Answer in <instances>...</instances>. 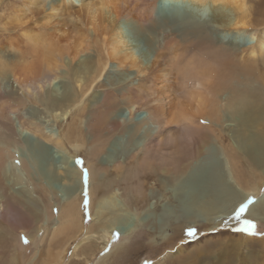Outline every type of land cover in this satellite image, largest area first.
Returning a JSON list of instances; mask_svg holds the SVG:
<instances>
[{
    "label": "bare ground",
    "instance_id": "6f19581e",
    "mask_svg": "<svg viewBox=\"0 0 264 264\" xmlns=\"http://www.w3.org/2000/svg\"><path fill=\"white\" fill-rule=\"evenodd\" d=\"M163 1L165 0L53 1L50 3L48 11L43 12V20L48 22L62 14L68 17L84 14L87 18V22L84 24L85 28H89L86 31L95 36L91 38L87 33L80 32V35L74 37L68 44L60 46V39L63 38L57 35L60 31L52 27L51 33L47 34L45 38L42 37L43 39L39 35H30L27 32V34H21L24 39L22 38V41L19 39L20 42H16L11 37L6 38L7 44L4 47L6 51L0 53L7 52L6 54L9 56L8 52H11L16 57L12 59V56L8 58L6 55L0 54V92L1 82L12 80L21 93L19 97L8 96L12 101H0V220L4 214L11 211L6 206L10 203L11 206L19 208L18 212L27 216V220L31 222L32 226L30 229L18 228V232L15 235L12 234L13 241L12 238H9L8 233L0 234V264L7 262L9 264L11 262L16 264H60L63 260L62 254L68 249L67 246L74 242L78 235L81 236L85 233L86 218L83 214L87 207L93 213L92 223L88 230L95 234L96 238L92 235L84 239L88 242L79 243L77 249L72 253L73 258L82 256L84 257L83 261L86 262L96 252L97 247L94 245L96 242L93 243V240H101L102 244H108L110 238L108 235H119L122 239L113 245L110 253L107 252L100 256V263L104 264L115 255L119 257L121 253L127 254L125 238L134 235L137 227L148 228V225L153 227L152 229L149 227L146 233L151 238L150 242H153L154 236L162 232L163 229L159 226V230H157L155 221L150 218L153 213L151 206L147 208L151 209L150 212L142 217H139L141 215L139 209L141 205L149 203L152 198L144 191L145 182L156 178L159 173L166 181L171 180L172 183H175L173 187L181 189L180 192L176 191L175 195L178 197H175L174 193L170 197L174 200V204H171L172 208L177 209L178 205H183L189 196L195 197L191 201L194 203L191 214L184 215L185 212L179 214L180 216H171L173 222L170 227H172L173 234L181 236L185 231L183 224H180L181 218L194 225L205 223L207 227H210L206 229L207 231L217 230L231 214L235 215L238 220L249 219L248 221L252 220L264 225V204L261 205V202L264 201V194L260 197L257 196L250 204L246 203V206H242V203L250 201L251 195L256 196L258 191L254 179H246L244 172L235 165L244 157L233 152L234 146H231V151L226 149L229 153L225 152L224 143L221 144L217 140L218 136L215 135V133L223 132L225 128L239 129L240 131L264 130V31L258 34L253 44L249 42L243 46L246 50H242L240 54L244 53V56L247 57L236 56V54H240L238 51L236 53V47L232 43L213 39L211 35L215 32H231L239 36L249 28H254L255 25L264 24V0H186L198 7H203V9L212 5V18L209 22H205L209 26L195 22L196 24L178 26L177 29H172V25L170 27L169 20L172 19H169L166 11L160 8ZM167 1L178 2L179 0ZM181 1L185 2V0ZM42 2L43 0L25 1L28 8H41L43 7ZM67 3H71L77 9L72 13V7ZM21 15H15L12 19L20 22L22 21ZM196 17L197 14L194 18L196 19ZM122 26L130 29L135 40L134 44L127 40L126 35L122 32ZM21 35L20 37H22ZM189 42L195 45L191 52L187 50ZM29 43L31 44L29 45ZM95 43H98L99 46H96ZM140 43L151 50L149 54L153 52L151 60H149L148 53L140 55L135 53ZM256 55L260 57L258 68H255L254 71H247L245 70L247 65L246 68L244 67L245 73H241L240 67H238L239 59H242L241 61L250 59L245 60L244 64L246 65L250 61H255ZM232 58L238 60L235 64L231 61L232 66L228 63L231 66L228 67L227 62ZM108 61L116 63L121 69L135 70L141 77L140 84L137 83L135 88L126 84L123 87L119 86V89L95 93V96L98 97L94 99V104L89 105L99 106L102 105V102L109 101L111 110L109 114H112L117 108L118 99H122L124 102L127 100L124 111L126 114L119 115V121L113 120L117 114L111 119L108 118L107 121L105 119V126H111L113 133L123 131L121 137L131 135L130 128H134V134L141 133L145 141L143 145L136 147V149H140L130 152L129 165L120 162L110 165L116 171L118 181L111 178L104 181L102 177L106 173L107 167L101 162L94 164V161L103 148L106 149V153L111 159L117 146L112 143L105 145L107 139L104 136L107 135L89 134L88 128L85 127L86 123L82 122L83 120L79 121L80 126L81 122L84 123L83 128L81 130L78 128L77 131H81L85 138L82 141L87 159V172L84 180L89 187L86 196L88 204L85 206V198L81 197L79 192L82 182L81 174L67 164L63 171L65 174L63 178L67 181L80 180L77 183L78 186L71 191H66L63 197L55 200L54 195L57 192L53 190L51 183L48 180L45 181L46 184L36 181L38 182L37 187H41L40 191H46L47 203L44 205L41 199L33 194L29 183L32 166L27 165L28 161L25 162L15 156L12 142L7 140L4 123L9 116L5 114V110L11 109V105L14 106V104L20 106L31 99H40V96H44V87H49L50 79H73L74 84L77 83L82 88L83 91L80 93L84 94L89 90L91 84L99 81ZM72 62H74L73 65ZM250 63L253 64V62ZM255 64L257 65L254 62L253 65ZM75 77L78 78L76 81ZM151 91L155 94V98L152 100L153 107L148 110L147 116L135 119L134 115L138 113L140 105H145L142 101L152 96ZM74 94L76 92L73 93V96ZM101 119L100 117L99 120L101 121ZM111 120L120 122V128L115 130ZM85 121L87 120L85 119ZM167 128L170 133L164 138L162 133ZM171 130L173 131L171 132ZM38 131L40 132V130ZM261 132L262 134L258 137L264 143V132ZM208 134L212 136L210 140L206 136ZM197 135L201 136L198 142H196ZM49 137L52 141H60L50 135ZM154 141L159 143L165 141V146L173 145L171 151L170 149L158 150L159 153L160 151L161 154L163 153L162 165L154 164L159 163L158 160L162 156L155 162L148 163L146 160V155L151 150L148 151V148ZM70 144H74L72 146L76 149L80 146L78 142H70ZM160 145L158 144L159 147ZM216 151L218 155H216ZM33 152L38 153L35 150ZM43 155V159L47 160L48 156ZM262 156L264 155L262 154ZM175 157H178V160H175ZM180 157L182 159H179ZM172 160L175 161L172 162ZM112 162L111 160L109 164ZM207 163L209 166L206 165ZM215 163H218L219 166L213 167ZM16 164L19 165V169L15 168ZM224 167L227 169L229 187L221 194L217 188L218 183L214 173L221 172L222 174ZM262 172L264 173V169ZM119 183L124 184L127 192L123 201L117 200L119 195L117 189L111 191V186ZM167 186L162 185L164 192L168 191ZM242 186L247 188H242ZM197 195H204L202 197L204 201L197 199ZM39 202L42 207L38 205ZM234 223L233 220L231 224ZM40 231L42 237L37 239ZM218 232L226 233V231ZM247 240L241 241L249 242ZM253 240H250L252 244ZM37 242H39L38 245ZM217 242L213 245L220 243V241ZM10 245L14 257L6 260L10 253ZM33 248H36V252L31 259L27 260L28 251ZM189 248V245H185L175 251V253L182 254L176 264H187L189 259H196L200 256V249L192 252L189 251ZM186 249L187 251H184ZM184 254L186 255L183 256ZM42 260L43 263H41ZM74 261L71 263L80 264V262Z\"/></svg>",
    "mask_w": 264,
    "mask_h": 264
},
{
    "label": "rangeland",
    "instance_id": "374dc122",
    "mask_svg": "<svg viewBox=\"0 0 264 264\" xmlns=\"http://www.w3.org/2000/svg\"><path fill=\"white\" fill-rule=\"evenodd\" d=\"M0 1H1L0 2V52L6 51L4 47L7 44L6 41L7 37H11L16 42L17 41L20 42L22 38L24 39V37L22 36L24 35L23 33L27 32L30 35H36V36L39 35V37L45 38L47 34L51 33L52 27L58 29L60 33L57 35L63 38L60 39L61 40L60 46H65L66 44H68L70 41H72L74 37L76 38L78 35H80V32L84 34L87 33L88 36H91V38L95 36L93 35V33L91 32L88 33V31H86L87 29L89 30V28L87 27L85 28L84 24H86L87 18L85 17L84 14L80 16L76 14L77 16L75 15L70 17L62 14L61 16L57 15V17H54V19L52 18L48 22L43 20V16H44L43 12L48 11L50 3L58 0H43L41 4L43 7L41 8L40 7L28 8V6H26L25 3V1L27 2L28 0H0ZM71 3L70 4L67 3V4L71 5ZM246 6H248V4H246ZM71 7L73 13L77 8L74 5H71ZM160 8L166 11V13L169 16L168 17L169 19L170 18L172 19V20L168 19L170 22V27L171 25L173 26L172 29L173 28L177 29L178 26L183 27L187 25H192L195 22L202 25H206L205 22H209L212 18V10H211L212 5L206 6L203 9V7L202 8L198 7L196 4L194 5L186 0L185 2H182L181 0H179L178 2H171L165 0L160 5ZM20 14H22L21 15L22 21L17 22L14 19H12L15 15H20ZM195 14H197L196 19L200 18L199 20H196L194 18ZM174 20L176 21L174 22ZM262 31H264V24L255 25L254 28L253 27L249 28L245 33L239 36L231 32L230 33L215 32L213 34L211 33V35L213 39H219V40H223L224 42L228 41V43H232V45L236 47V53L239 52L240 54L242 50H246V48L243 46L249 44V42L250 44L251 43L253 44L258 34ZM122 32L126 35L127 40L131 41L133 44L135 43V40L129 28H127L126 26H122ZM20 35L22 37H20ZM98 43L97 44L95 43V45L99 46ZM30 44L31 43H29V45ZM191 44L192 43L190 42L189 44H187L188 45L187 50L190 52L193 49L192 47L195 46ZM138 47L139 48L135 50V53L137 55H140L142 53H148L149 60H151V58L153 57V52H150L151 54L150 55L149 51L151 50L143 43H140ZM6 53L7 52H5V54L2 53L0 54L6 55V57L8 58L12 56V59L16 57L13 56L11 52H8L10 53L9 56ZM258 55H256L257 59H255V61H250L253 62V64L254 62L257 63V65L256 64L253 65L250 62L246 63L245 65L244 64L245 60H250V59H244L243 60L244 62L241 61L242 59H239L240 60L238 61L239 64L238 67H240L239 71L244 74L245 70L247 71L256 70L255 68H258L260 62V57ZM236 56L243 57L244 53L240 55L236 54ZM237 60L232 58L230 61L227 62V66L231 67L233 63L235 64L237 62ZM73 63L74 62H72V65ZM228 63H230L229 65L231 66H229ZM244 67L246 68L245 70ZM227 69H231V68H227ZM77 79L78 78L75 77V81ZM140 79L141 77L137 75L135 70L121 69L120 67H118L116 63L108 61L105 70L102 72L101 77L99 78V81H96L95 83L91 84L89 90L86 93H84L85 95L81 94L83 91L82 88L78 86L79 84L77 83L75 85L73 79L70 78L67 80L50 79L48 81L49 87H44L45 88L43 90L44 96H40L39 97L40 99L37 100L31 99L32 101L31 100L29 102L26 101L24 105H20V106L19 104H14V106L11 105V109L7 108L8 110H5V114L9 116V118H7V121L4 123L5 124L4 131L8 138L7 140L12 142V148H14L13 151L15 153V156L18 159H22L25 162L28 161L26 162L27 165L32 166L30 169L31 177L29 178V183L30 186L32 187L33 194L39 197L41 201L44 203V205L47 203L46 191H40L41 187H37L38 182L36 181H39L40 183L44 182L46 184L45 181L48 180V182L51 183L53 190L57 192V194L54 195L55 200H58L57 198L61 196L63 197L66 191L68 190L71 191L73 188H76L78 186L77 183H79L80 180L79 181L77 180L67 181L66 179L64 180L63 176L65 174L63 171L67 167V164L71 165L75 170L79 171V173L81 174L80 179H82V182L80 186L81 190L79 192H80V196L85 198V206H87L88 204V198H86V196L88 195L89 187H88V183H85L84 180L87 172L86 169L87 159L85 157L86 155L84 152L85 146H83V141H82L85 138L83 134H81V131L79 132L77 131L78 128L80 130L81 128H83L84 123L82 122L86 123L85 127L88 128L89 134L91 133L95 136L101 134L107 135L104 136L107 139L105 145L112 143L114 144V146H117L116 152L112 153L111 159H109L106 153V149L105 150L104 148L101 149V152L99 153L100 155L98 154L96 161H94V164H99L101 162L103 165H106L105 166L107 167L105 169L106 173L103 174L102 180L105 181L108 178H111L114 179L115 181H118L117 173L114 170V168H112L110 165L115 163L117 164V162H120L124 165H129L130 164L129 155L132 152H135L138 149H140V148L136 149V147L143 145L145 139L144 137H142L141 133L134 134L135 133L134 128H130V132H132L131 133L132 136L129 135L127 137H121L123 135V131H116L113 133L111 132V126H107V127L105 126V121H104L105 119L107 121L108 118L111 119L112 117L115 116V114H117V116L113 120L119 121L118 118L119 115L126 114L124 111L126 109L125 102L126 103L128 102L127 100H125L124 102L122 99H118L116 102L117 108L114 109V112L112 114H109V111H111L109 101L102 102L101 103L102 105L99 106L98 105L91 106L89 104H94L95 101L94 99H97L98 97L95 96L97 93L119 89V86L123 87L126 84H129V87L134 86L133 88H135L136 84L139 83ZM14 83L15 82H13L12 80H3L1 82L0 101L3 102L12 101L11 98L8 97L11 95H14L16 97L20 96L21 91L16 85V83L15 84ZM74 92H76V94H74L73 96ZM151 93L152 96L142 101L145 103V105L144 104L140 105V108L137 110L138 113L134 115L135 119L141 118L143 116H147L148 110L151 107H153L152 100H154L155 94L153 91H151ZM87 106L88 108H86ZM89 107L91 110L89 109ZM100 117L102 118L101 121L99 120ZM85 119L87 121H85ZM81 120L83 121L81 122V126H80L79 121ZM96 120L98 121V123ZM113 120H111L112 126H114L113 128L115 130L119 129L121 125L120 122L117 123ZM73 122L75 123L73 124ZM37 128L38 130H40V132L37 130ZM167 131L168 128L163 130L162 133L163 137L164 136L167 137V135L170 133L169 131L168 132ZM172 131L173 130H171V132ZM261 131L264 132V130ZM261 131L259 130L240 131L239 129L225 128V130L223 131L224 133L223 132L215 133V135L218 136L217 140L221 144L224 143L225 152H228V150L226 149H230L231 151L232 150L231 146H234L233 152H236L237 155L244 157L235 165L236 167L241 169V171L244 172L246 179L248 180L254 179V181L256 182V187L258 188L257 195L256 196L251 195L249 202L242 203L243 207L253 202L257 196L260 197L261 195L264 194V173L262 172V169H264V156H262V154L264 155V143L258 137L259 135L262 134ZM143 133L145 134V132ZM49 135L55 137L58 140L60 139V141L58 140H57L58 142L52 141ZM206 136L208 137L209 140L212 137L211 134H208ZM68 139L72 143L78 142V145H80L79 148H77L78 150L72 146L74 144H70ZM200 139L201 136L197 135L196 142H198ZM153 143H151L150 147L148 148V151L150 149L151 150L147 153L146 160H148V163H151L152 161L155 162L156 159H159L162 156V158L158 160V162L160 161L159 163H154L156 164V166L162 165L163 153L161 154V151L165 149H170L171 151L173 149V145L165 146L164 144L165 141H161L160 143L154 141ZM158 144L159 145L161 144L160 147L158 146ZM33 150L37 151L38 153L37 154L34 153ZM158 150H161L160 153ZM215 153L216 155H218L217 151ZM43 154L48 156L47 160L43 159L44 156ZM159 154L161 155L159 156ZM176 159L178 160V157L177 158L175 157V160ZM179 159L182 158L180 157ZM111 160L113 162L109 164ZM175 160H172V162H174ZM206 165L209 166L208 163ZM15 166L16 169H19L18 164H16ZM218 166L219 164L215 163L213 167H218ZM114 167L116 166L114 165ZM117 170L119 169L117 168ZM222 171H223L222 174L221 172L214 173L216 175V181L218 183L217 188L221 194L227 191V187H229L227 169L224 167V169L222 168ZM230 172L231 174L233 173L231 169ZM160 175L161 174L159 173V175L156 178L153 179L151 178L145 182V185L143 187L144 191L152 198L149 201V203L140 206L139 212L141 215L139 217L145 216V214L147 215L152 209L153 213L150 215V218L153 221H155L156 227H158L157 230H159V226H161L163 231L156 234L154 236L155 238L154 241L150 242L151 238L146 233L149 227L150 229H152L153 227H151L150 225H148L149 226L148 228L137 227L134 235L127 236L125 238V241H127L126 243L127 254L121 253L119 257L118 255H115L112 257V259L109 258L104 264H176L178 259L182 257V254L175 253V251L177 249L182 248V246L185 245H189L190 247L189 251L192 252H195L197 249H200L199 250L200 256L196 259H189L187 261V264H264V225L256 221H252V220L248 221L249 219H245V220L242 219L243 221L238 220L235 215L231 214L228 217V219L222 223L223 225L219 226L217 230L207 231L206 229L210 227H207L205 223L194 225L183 221L184 219L181 218L180 224H183V228L185 229V231H183L181 236L180 235L178 236L177 234H173L172 227H170L173 222L172 221L173 218L171 216L179 215L182 213L184 214L185 212L186 214L184 215L191 214L194 209L193 206L194 203H192L191 201L195 197L191 198L189 196L188 198L185 199L184 201L185 203L183 205L182 204L178 205L177 209L172 208L171 204L172 205L174 204V200L173 198L170 197L171 195H173V193L175 195L177 194V192H180L181 189L177 187H173L175 183H172L171 180L166 181L165 179H163L164 177ZM232 177L234 178L233 175ZM30 180L32 181V183ZM162 185H168L167 186L168 191L164 192ZM242 188H247V187L242 186ZM111 189H112L111 191H113V189L115 190L117 189L116 191L119 194L117 200L123 201V199H125V195H126L125 193L127 192L125 191L124 184L122 183H119L117 185L113 184L111 186ZM171 190L172 192H170ZM203 196L204 195L201 196L197 195L196 198L203 199L202 198ZM175 197H178V195H175ZM217 197H219L218 194ZM202 201H204V199ZM263 204L264 201L261 202V205ZM38 205L42 207L40 202L38 203ZM6 206L9 209H11V211H9L6 215L4 214V216L0 220L1 223L0 234L4 235V233L6 234L8 233L10 235L9 238H12L13 241L14 236L12 234L14 233L15 235L18 232L17 231L18 228L26 227L30 229L32 224L29 220H27L26 215L18 212L19 210L18 207L11 206L10 203L7 204ZM149 206H151L150 210L147 209ZM92 214L93 213H91L87 207L85 213L83 214L84 218H86L84 231L87 234L85 235L84 233L81 236L78 235V237L74 240V242L70 243V245L67 246L68 249L67 251H65L64 254H62L63 260L61 261L60 264H73L71 262L74 260H75L74 262H80V264H98V263L102 264L99 261L100 256L107 252L110 253L113 245L120 242V239H122L121 236L119 235H112V236L108 235L110 237L108 244L106 243L102 244L101 240H97V239L93 240L94 241L93 243L96 242V244L94 245L97 248H96V252L93 253L92 257H90L86 262L83 261L84 257L82 256L73 258L72 253L77 249L79 243L88 242V240L84 241L86 237L92 235H94V237L96 236L95 234L90 233V231L88 230L89 225L92 223V218H93ZM233 220L235 221V223L231 224ZM217 231H226V233L221 234L219 232L217 233ZM37 237H38L37 239L42 237L41 231L38 232ZM245 239H248L247 241L249 242L241 241V240L245 241ZM251 239H254L253 244L251 243L252 241H250ZM197 240L198 241L201 240V241L196 242ZM217 241L218 242L220 241V243H218ZM237 241H239V243H237ZM215 242H217L218 244L213 245V243ZM38 243L39 242H37V245ZM184 251H187V249ZM9 252L10 253L8 254L6 260H9L12 257H14L13 249L11 245L9 248ZM35 252H36V248H33L32 250L30 249V251H28L27 260L31 259L35 254ZM185 255L186 254H184L183 256ZM43 262L44 261L42 260L41 263ZM6 264H9V262H7ZM10 264H16V263L11 262Z\"/></svg>",
    "mask_w": 264,
    "mask_h": 264
}]
</instances>
